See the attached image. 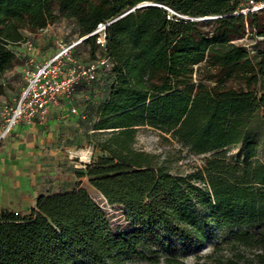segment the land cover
<instances>
[{
    "label": "trees",
    "instance_id": "1",
    "mask_svg": "<svg viewBox=\"0 0 264 264\" xmlns=\"http://www.w3.org/2000/svg\"><path fill=\"white\" fill-rule=\"evenodd\" d=\"M248 1L0 0V77L26 32L61 17L84 38L109 23L105 48L97 35L80 43L112 65L96 81L108 94L93 124L101 156L86 176L129 224L115 230L85 188L44 194L26 214L0 212V264H185L217 233L214 253L233 255L216 264H264V162L254 133L264 125V48L234 42L248 33L264 42V8L244 15ZM146 2L159 6L125 15ZM140 128L209 156L197 171L172 173L136 149Z\"/></svg>",
    "mask_w": 264,
    "mask_h": 264
},
{
    "label": "rangeland",
    "instance_id": "2",
    "mask_svg": "<svg viewBox=\"0 0 264 264\" xmlns=\"http://www.w3.org/2000/svg\"><path fill=\"white\" fill-rule=\"evenodd\" d=\"M149 3V2H146ZM145 4V3H143ZM213 17L203 18L200 21H209ZM209 28V27H207ZM206 28V29H207ZM27 42L33 44L30 51L26 43L15 48L17 60L14 66L0 77V83L5 92L0 96V106L14 107L19 100L26 83L23 69L29 67L30 55L39 61L46 60L55 53L60 46L77 43L81 40L79 27L76 22L61 17L39 33H25ZM250 35V36H247ZM234 42L250 47L253 51L264 48V42H255L251 34ZM101 49H93L91 44H79L74 51V57L84 63H91L98 56H102ZM113 79H110L111 83ZM107 90H103L99 83L82 85L77 89L71 100L75 112H67L64 117L57 113L50 115L45 121V127L40 131L41 143L37 147L40 164L43 171L39 173L38 181L44 194H57L69 192L78 188H85L90 196L104 209L115 230L129 228L126 214L120 207L110 206L104 197L95 190L88 181L86 167L101 156L96 146L97 140L93 138V124L96 121L95 109L107 97ZM254 133L259 144V159L264 162V125L255 127ZM135 147L138 150L156 155L158 161L166 165L172 173L187 174L204 165L206 156L193 155L188 148L174 141L170 136H164L151 128H140L136 136ZM237 154V148L229 150V157ZM221 233L197 252L184 258L185 264H216L219 259L233 255L230 250L214 253V246L220 242ZM252 258V251L245 253ZM163 264V263H161Z\"/></svg>",
    "mask_w": 264,
    "mask_h": 264
},
{
    "label": "built area",
    "instance_id": "3",
    "mask_svg": "<svg viewBox=\"0 0 264 264\" xmlns=\"http://www.w3.org/2000/svg\"><path fill=\"white\" fill-rule=\"evenodd\" d=\"M264 8V4L248 1V7L241 11L247 15ZM108 24H100L91 36L97 35V44L106 47V30ZM82 40V39H81ZM62 45L46 60L39 61L30 55L29 67L23 69L26 83L17 104L12 107L0 106V144L5 141L22 121H44L53 104L62 100H71L82 84L99 81L103 71L111 68L109 58L98 56L95 61L84 64L74 57L75 48L81 43ZM30 51L33 44H25Z\"/></svg>",
    "mask_w": 264,
    "mask_h": 264
},
{
    "label": "crops",
    "instance_id": "4",
    "mask_svg": "<svg viewBox=\"0 0 264 264\" xmlns=\"http://www.w3.org/2000/svg\"><path fill=\"white\" fill-rule=\"evenodd\" d=\"M71 100L53 104L48 117L55 113L65 117L67 112H75ZM47 118L22 121L0 144V212L10 210L26 214L37 207L38 198L44 195L38 181L37 171L43 168L38 164L37 147H40L39 135Z\"/></svg>",
    "mask_w": 264,
    "mask_h": 264
},
{
    "label": "water",
    "instance_id": "5",
    "mask_svg": "<svg viewBox=\"0 0 264 264\" xmlns=\"http://www.w3.org/2000/svg\"><path fill=\"white\" fill-rule=\"evenodd\" d=\"M148 6H159V5H156V4H153V3H145V4H141L137 7H135L134 9H132L131 11L127 12L125 15L131 13V12H134L135 10L137 9H140V8H143V7H148ZM200 20H203V19H200ZM90 36H87V37H84L82 38L81 42H83L84 40L88 39Z\"/></svg>",
    "mask_w": 264,
    "mask_h": 264
}]
</instances>
